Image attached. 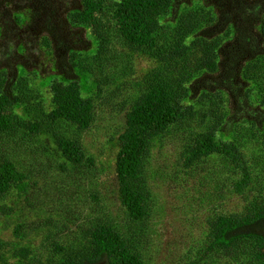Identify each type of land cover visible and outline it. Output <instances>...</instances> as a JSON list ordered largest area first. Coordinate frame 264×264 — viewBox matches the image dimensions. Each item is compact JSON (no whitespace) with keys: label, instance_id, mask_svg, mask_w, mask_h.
I'll return each mask as SVG.
<instances>
[{"label":"trees","instance_id":"1","mask_svg":"<svg viewBox=\"0 0 264 264\" xmlns=\"http://www.w3.org/2000/svg\"><path fill=\"white\" fill-rule=\"evenodd\" d=\"M112 40L127 49L128 67L142 57L155 64L144 91L127 104L117 137L115 170L128 219L150 218L154 149L178 137L181 165L173 177L183 169L201 173L215 183L219 201L244 200L242 209L210 217L207 251L219 263L264 264V0H0V138L25 133L48 157L57 155L63 170L94 167L81 133L95 122L102 86L82 62ZM36 62L51 73L42 75ZM33 87L47 90L49 110ZM255 184L259 193L251 192ZM30 189L22 164L1 159L0 203L10 195L13 203L0 205V216L14 217ZM131 236L100 224L80 247L53 244L49 264H145ZM13 257L34 264L29 247ZM9 258L0 255L6 264Z\"/></svg>","mask_w":264,"mask_h":264},{"label":"rangeland","instance_id":"2","mask_svg":"<svg viewBox=\"0 0 264 264\" xmlns=\"http://www.w3.org/2000/svg\"><path fill=\"white\" fill-rule=\"evenodd\" d=\"M82 40L85 46L87 41L84 37ZM126 51L120 40H112L100 55L82 62V69L90 70L92 82L102 86V93L95 99V122L90 130L81 133L87 154L95 159L94 167L67 165L63 170L57 155L48 157L43 146L25 133L0 138V160L9 157L21 163L31 184L25 197L30 204L21 199L14 217L0 216V255L10 256L7 263L15 264L16 251L29 247L35 256L34 264H49L53 244L80 247L88 241L91 229L112 224L137 239L145 264H236L230 258L219 263L215 253L207 251L208 220L221 211L242 209L244 200L227 196L219 201L215 183L201 173L193 176L183 169L173 177L181 165L178 137H168L154 149L150 163L154 196L150 218L139 224L128 219L119 198L115 170L117 137L125 127L127 104L144 91L155 64L144 57L134 58L129 60L130 68L125 62ZM36 63L31 66H39L42 75L51 73L45 65ZM37 88L33 90L43 109L49 110L47 90ZM251 192L259 193L256 184ZM12 203L10 195L0 205ZM15 226L19 228L18 235L13 232ZM0 264L6 263L0 259Z\"/></svg>","mask_w":264,"mask_h":264}]
</instances>
